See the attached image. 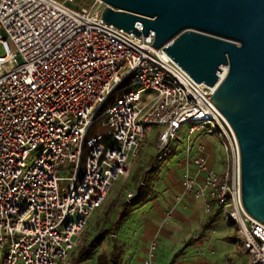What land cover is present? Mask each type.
Listing matches in <instances>:
<instances>
[{
	"label": "built area",
	"instance_id": "1",
	"mask_svg": "<svg viewBox=\"0 0 264 264\" xmlns=\"http://www.w3.org/2000/svg\"><path fill=\"white\" fill-rule=\"evenodd\" d=\"M104 7L0 0V264H69L144 138L157 128L158 166L186 125L189 135L206 127L223 137L226 165L195 155L201 178L186 170L184 191L236 226L246 264H264V224L242 208L238 142L210 99L217 85L197 83L166 45H150L153 30L136 35L102 21ZM97 122L103 131L90 135ZM157 247L150 243L144 264H156Z\"/></svg>",
	"mask_w": 264,
	"mask_h": 264
},
{
	"label": "water",
	"instance_id": "2",
	"mask_svg": "<svg viewBox=\"0 0 264 264\" xmlns=\"http://www.w3.org/2000/svg\"><path fill=\"white\" fill-rule=\"evenodd\" d=\"M101 1L102 21L136 35L153 30L150 45H166L197 83L217 85L210 99L238 142L242 208L264 224V0Z\"/></svg>",
	"mask_w": 264,
	"mask_h": 264
},
{
	"label": "crops",
	"instance_id": "3",
	"mask_svg": "<svg viewBox=\"0 0 264 264\" xmlns=\"http://www.w3.org/2000/svg\"><path fill=\"white\" fill-rule=\"evenodd\" d=\"M151 134L157 138L154 132ZM223 140L219 136L220 144ZM189 145V156L177 165L164 168L160 180L150 190H144L139 202L130 206L126 218L116 225V236L119 229V242L123 245L121 264L133 261V258L131 262L127 259L129 255L124 250L132 242L137 250L134 262L144 264L152 241L158 245L156 264H228L229 260L237 263L239 242L232 236L234 224L220 214L213 222L207 223L209 213L204 210V197L192 194L182 196V184L177 177L183 169L201 178L191 160L195 155L204 156L214 169H223L222 161L217 159V142L196 137Z\"/></svg>",
	"mask_w": 264,
	"mask_h": 264
},
{
	"label": "rangeland",
	"instance_id": "4",
	"mask_svg": "<svg viewBox=\"0 0 264 264\" xmlns=\"http://www.w3.org/2000/svg\"><path fill=\"white\" fill-rule=\"evenodd\" d=\"M82 3L83 1L79 2V4ZM99 123L100 122H97L95 126H98ZM156 129L157 128L154 127L153 132ZM196 137H201L206 139L210 138L215 140L217 142V147H218L217 159L221 160L224 166L226 165L223 147L222 144L219 143V135L210 132L209 129L206 127L199 128L197 131H195L190 135H189V125L182 127L177 134V139L172 144V152L168 154V156H166L163 160L159 161L158 166H155L154 164L155 156L158 151L157 138H155L153 134L146 136L142 143L143 148L142 147L138 148L137 152L134 154V156L131 159L132 164L128 175L119 177L113 182L102 206L99 209H97L90 217L88 224L77 246L89 243L91 240H93L96 237L97 233L108 227L112 228L111 233L104 238L102 244L96 248L95 252L92 254L89 260L81 262L79 264H95L97 254L101 251L111 250L114 242L117 244L119 249L120 248L121 250L123 249V246H121V244L117 241L121 239V234L119 229H117L119 232L118 236L116 238L114 236L116 230L114 222L117 218V213L121 207V202L131 197V196L129 197L128 194L135 195L138 185H145V189L150 190L152 186L156 184L157 181L160 180L162 176L161 175L162 171L165 170L164 168L169 167L168 165L171 164L177 165L180 160L186 158L187 145L189 141L193 142ZM37 153L38 152L33 153L30 160ZM185 173L186 170L183 169L177 173L178 182H181L182 184V196L189 194L184 191V187L182 183ZM135 202L138 203L139 200L135 199ZM232 233H233L232 235L233 238L238 237V229L235 227V225L232 226ZM75 250H73L70 256L69 264H72V258L74 257ZM124 250H126V252L128 253L129 256L127 259L130 262L131 259L133 258L131 264H136L134 262L135 261L134 258L136 256L135 251L137 252L136 245L132 242L130 245L128 244ZM247 261H248V255L243 249L241 243H239L238 260L236 264H246Z\"/></svg>",
	"mask_w": 264,
	"mask_h": 264
},
{
	"label": "trees",
	"instance_id": "5",
	"mask_svg": "<svg viewBox=\"0 0 264 264\" xmlns=\"http://www.w3.org/2000/svg\"><path fill=\"white\" fill-rule=\"evenodd\" d=\"M103 131V128L98 124V126H95L92 128L90 135ZM145 190V185H138L135 195L132 198H129L127 200H123L121 202V207L117 213V218L114 222L115 227L116 225L120 224L128 215L130 206L134 205L135 199L140 200V197L142 196L143 192ZM219 215V212H211L208 214V220L207 223L213 222L216 217ZM112 231V228L108 227L106 229L101 230L99 233H97L96 237L91 240L87 244H82L80 246H77L74 257L72 258V264H79L81 262L87 261L91 258L92 254L95 252L96 248L99 247L102 242L104 241V238L110 234ZM115 238L116 236V230L114 234ZM119 242V240H117ZM120 243V242H119ZM121 244V243H120ZM121 246H123L121 244ZM122 255H123V249H119L117 244L114 242L111 250L109 251H101L97 254L95 264H121L122 262ZM228 264H235L234 261L229 260Z\"/></svg>",
	"mask_w": 264,
	"mask_h": 264
},
{
	"label": "bare ground",
	"instance_id": "6",
	"mask_svg": "<svg viewBox=\"0 0 264 264\" xmlns=\"http://www.w3.org/2000/svg\"><path fill=\"white\" fill-rule=\"evenodd\" d=\"M225 69V68H224Z\"/></svg>",
	"mask_w": 264,
	"mask_h": 264
}]
</instances>
